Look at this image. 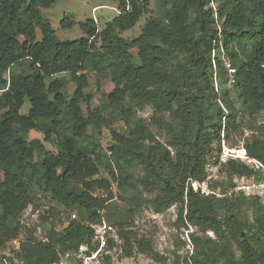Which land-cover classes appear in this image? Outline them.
Masks as SVG:
<instances>
[{
    "label": "trees",
    "instance_id": "1",
    "mask_svg": "<svg viewBox=\"0 0 264 264\" xmlns=\"http://www.w3.org/2000/svg\"><path fill=\"white\" fill-rule=\"evenodd\" d=\"M107 1L117 3L118 13L103 30L91 19L78 23L85 37L60 40L42 13L53 0H0V248L22 234L13 250L19 264H56L82 246L87 255L95 251L94 229L105 222L114 233L101 264L115 252L159 262L132 218L144 205L155 214L176 206L177 221L194 230L186 264H264V202L230 193L234 177L253 171L218 159L222 143L246 129L251 135L242 147L264 163V0H154L159 15L131 40L121 33L135 26L150 0ZM75 24L72 16L60 21L63 29ZM104 80L113 89L91 108ZM146 107L147 123L138 117ZM152 127L166 132L165 144ZM31 131L42 140L30 139ZM210 163L226 187L216 193L209 185L212 193L204 196L191 183L206 181ZM113 185L131 222L107 214ZM45 197L74 213L56 228L60 214L47 209L39 220L51 225L39 240L21 217Z\"/></svg>",
    "mask_w": 264,
    "mask_h": 264
},
{
    "label": "rangeland",
    "instance_id": "2",
    "mask_svg": "<svg viewBox=\"0 0 264 264\" xmlns=\"http://www.w3.org/2000/svg\"><path fill=\"white\" fill-rule=\"evenodd\" d=\"M54 5L49 10H43L42 13L44 17L50 22L56 36L60 40H78L85 37L84 33L80 30L78 23L85 22L87 20H94L97 26V30L101 31L105 28L106 24L111 22L117 16V3L107 0H53ZM154 0H150V6L147 12L139 18L135 26L123 33L121 37L124 39H134L141 34V30L150 17H156L159 12L154 7ZM64 16H72L76 22L73 28L63 29L60 26V21ZM134 56H136L137 51L132 50ZM25 70V66L22 67ZM15 70H19L16 68ZM92 82V80H91ZM93 83V82H92ZM70 94L74 90L72 84L68 87ZM92 89L94 87L92 86ZM113 89V85L108 81H102L99 93H95L94 99L91 102V108L101 105L106 102V95ZM95 91V90H94ZM30 108L29 100L26 98L24 100L23 106L20 109V114L26 116ZM85 110V108H83ZM152 111L150 108L146 107L142 111L138 112V117L144 122H149L151 118ZM264 118V113L261 115ZM245 121V118L243 119ZM156 139L165 144L168 135L164 131H160L157 128H151ZM101 144L104 148L107 147L109 142V131L103 129L101 131ZM251 133L243 129V134H232L231 140L226 141V146L229 148H241L243 146V141L245 138H249ZM30 139L42 140L41 134L31 131L29 133ZM223 138V135H222ZM45 147L54 152V148L50 144H45ZM100 177L107 178V171L104 166L100 165ZM137 174H142L140 170L136 172ZM208 177L204 182L209 188L212 185L215 188L216 193H220L226 184L220 185L226 179L223 174L218 172L216 167L212 166L210 163L207 166ZM112 193H114V200L110 204V208L107 209V214L111 216L123 215L125 220L131 222L130 216L126 214L127 210L130 208L125 203L124 200L120 199V194L118 193L115 185L112 186ZM96 195H105V192L98 190ZM147 199L151 198L152 195L147 196ZM56 209L59 217L53 219L55 227H59V218L64 221L63 217L70 215L74 212H65V210L56 203L49 200L47 197L41 198L40 206L33 209L31 206L28 207L21 217V223L28 229H34V235L39 240L43 239L44 232L50 227V223L42 224L39 220V216L44 215L45 211L49 208ZM141 213L135 215L132 218L133 229L137 232L139 237L151 239L153 243V249L160 256L161 260L159 262L148 258L146 255L136 254L132 258H121L119 252L112 253L111 262L109 264H186L185 259L191 255V245L189 240V234L194 230L191 227L185 228L180 222L177 221L176 206L168 209L162 214H155L150 208L144 205L140 209ZM209 237L214 238L212 233H207ZM23 240V235L21 234L19 238L12 243H8L5 247L0 248V264H19L13 254V250H16L18 242ZM11 258V263L7 260Z\"/></svg>",
    "mask_w": 264,
    "mask_h": 264
},
{
    "label": "built area",
    "instance_id": "3",
    "mask_svg": "<svg viewBox=\"0 0 264 264\" xmlns=\"http://www.w3.org/2000/svg\"><path fill=\"white\" fill-rule=\"evenodd\" d=\"M229 74L234 73V69L227 65ZM219 162L224 164L228 160H239L244 162L252 169L253 173L248 177L232 179V186L230 193H244L247 196L259 197L264 202V163L255 159L249 158L243 147L229 148L222 143L221 152L219 153ZM191 187L194 191L206 196L212 192L206 184L192 182ZM74 218V216H72ZM114 229L112 226L103 222L97 225L94 229V242L98 244L97 249L92 251L89 255L85 254L86 246L80 247L77 253L65 254L56 264H101L100 258L107 246V238L113 236ZM17 249V247H16Z\"/></svg>",
    "mask_w": 264,
    "mask_h": 264
}]
</instances>
